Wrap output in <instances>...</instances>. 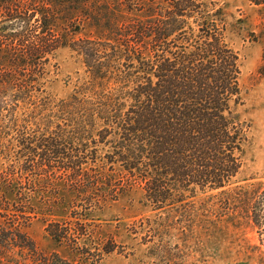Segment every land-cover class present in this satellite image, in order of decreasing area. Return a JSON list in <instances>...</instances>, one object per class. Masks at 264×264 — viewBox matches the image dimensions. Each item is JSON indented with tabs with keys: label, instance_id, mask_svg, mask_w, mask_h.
Instances as JSON below:
<instances>
[{
	"label": "trees",
	"instance_id": "obj_1",
	"mask_svg": "<svg viewBox=\"0 0 264 264\" xmlns=\"http://www.w3.org/2000/svg\"><path fill=\"white\" fill-rule=\"evenodd\" d=\"M225 4L1 0L0 117L12 125L0 127V155L10 162L0 185H19L26 203L14 210L25 222L36 214L26 209L33 192L63 187L74 219H47L46 232L79 244L90 231L87 212L137 184L154 210L187 216L199 191H220L225 208L262 225L257 183L237 180L252 122L240 109L242 62L228 40ZM66 45L82 56L86 74L58 97L47 85ZM114 244L100 241L97 260Z\"/></svg>",
	"mask_w": 264,
	"mask_h": 264
},
{
	"label": "rangeland",
	"instance_id": "obj_2",
	"mask_svg": "<svg viewBox=\"0 0 264 264\" xmlns=\"http://www.w3.org/2000/svg\"><path fill=\"white\" fill-rule=\"evenodd\" d=\"M224 1L228 40L242 62L246 103L240 109L252 122L237 180L257 183L255 203L264 199V0ZM50 69L47 89L58 97L71 95L86 74L82 56L68 45L57 50ZM5 121L0 117V127L9 130L12 123ZM9 163L0 155V171ZM18 189V184L2 190L0 185V264H264V217L256 225L247 212L234 215L220 191H199L196 210L183 216L180 211L154 210L136 184L118 200L87 212L90 231L74 244L58 242L46 232L47 219H74L70 193L63 187L56 193L33 192L26 209L33 206L36 214L25 222L22 212L14 210V205L26 203L16 195ZM110 238L115 249L98 261L100 241Z\"/></svg>",
	"mask_w": 264,
	"mask_h": 264
}]
</instances>
